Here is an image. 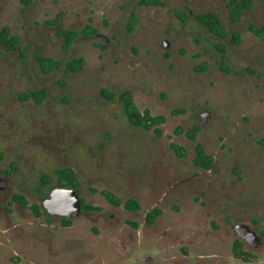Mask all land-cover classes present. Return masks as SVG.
<instances>
[{
  "label": "rangeland",
  "instance_id": "rangeland-1",
  "mask_svg": "<svg viewBox=\"0 0 264 264\" xmlns=\"http://www.w3.org/2000/svg\"><path fill=\"white\" fill-rule=\"evenodd\" d=\"M191 1L0 0V149L6 160L19 161L14 179L20 189H31L43 172L59 164H73L86 179L125 193L148 184L164 187L168 177H175L178 183L173 178L171 184L177 193L169 194L167 202L182 204L174 227L195 242L188 256L201 248L204 236L221 264H264L263 236L256 247L247 242L245 248L256 254L252 262H239L232 253L238 223L264 232V41L246 35L239 47H232L234 28L224 0L192 3L195 14L209 10L222 16L228 31L223 40L195 21L194 13L189 15ZM244 17L263 26L264 0H255ZM62 27L80 33L66 50ZM7 28L20 37L16 48L3 42ZM217 44L231 47L226 56ZM39 54L65 63L83 57L85 63L76 72L66 73L63 66L44 73ZM222 65L230 72L223 73ZM104 87L132 89L138 105L152 107L153 113L167 116L184 108L175 116L183 117L187 127L205 128L199 141L214 154L213 167L201 171L194 164L195 142L187 143L190 156L176 153L170 145L173 122L162 125L161 137L131 124L120 100L101 95ZM43 88L49 94L42 102L23 95ZM213 97L211 106L199 104ZM207 108L213 111L208 123L202 116ZM83 188L89 191L86 182ZM91 226L83 218L77 232L82 236L56 234L57 241L64 240L63 258L52 249L33 264H140L148 254L161 261L165 253L156 238H142L118 251L120 232L93 235ZM45 234L37 225L32 235L43 239ZM48 239L53 245L50 233ZM176 251L183 254L180 247ZM32 252L19 249L22 264H29Z\"/></svg>",
  "mask_w": 264,
  "mask_h": 264
},
{
  "label": "flooded vegetation",
  "instance_id": "flooded-vegetation-1",
  "mask_svg": "<svg viewBox=\"0 0 264 264\" xmlns=\"http://www.w3.org/2000/svg\"><path fill=\"white\" fill-rule=\"evenodd\" d=\"M194 1L197 0H193L190 4L186 5L190 10L189 15L195 14L192 9V3ZM234 1L235 0L223 1V4L227 8L228 24L234 28L231 37L233 43L232 47H239L242 38L244 39L246 35L250 37L253 36L252 38L256 40L262 39L264 41V36L256 33L252 29V25L258 27L256 23L251 19H244L245 13L253 9L255 0L250 7H245L243 9L238 19H234L231 15L235 5ZM241 4H243V0H240V2L236 4V7ZM203 13H214L218 16L225 30L224 36L213 31L198 20V15ZM194 19L201 25L207 27L211 33L220 40L228 36V31L224 25L222 16L217 11L201 10L194 15ZM243 20L245 29L240 27ZM237 36L241 37V41H237ZM217 48L226 56L231 47L228 44H225V46L223 44H217ZM222 72L229 73L230 71L222 65ZM222 76L225 75L222 74ZM247 76V74L241 75L242 78H246ZM134 97L137 104H139L135 93ZM213 99L214 97L199 104H209V106H211V101ZM145 108L153 110L150 106H145ZM212 112L211 109L207 108L206 118L202 113L207 123L210 121L209 115L212 114ZM166 118L167 120L165 123H174L172 127L174 135L170 137L172 142L184 145L190 156L191 151L188 149L187 143L192 141L195 142L196 145L197 141H193L187 136V129L190 127L186 126L184 122L185 119L183 117L176 118L175 114H172V112H170ZM214 119H216V117ZM220 123L221 120L219 118L218 126ZM196 125L198 124H194L191 127ZM198 126L199 132L197 140L199 141L201 132L204 131L205 128L201 125ZM178 127H182L184 130L180 131ZM200 143L203 144V142ZM4 152L5 149H0V264H22L18 255L19 249L23 247H30L33 251L29 258V264H33L37 261L35 257L38 258L42 254L49 255L52 249L59 253L61 252V258H63L62 245L64 240L61 244V241L56 240V234L58 235L61 232L62 236H68L72 239L82 236L77 234V232L78 222L83 218L92 223L91 231L93 235L105 233L104 231L107 229L116 231V234L120 232L118 233L119 236L116 245L118 251H122V247H125L124 249L127 250L131 249L135 243L140 242L142 238H156L160 240L165 252L161 257V261H156L152 254H148V256L142 258L140 264H192L194 261H196L197 264H221V260L217 256L213 244L204 236L201 248L198 247L200 249L195 252L194 256H188L189 251L190 253L192 252L195 242L189 237L190 235H188V237H181L180 231L174 227L176 216L179 215L177 212H179L182 204L178 209V203L171 204L167 202V196L169 194L177 193L172 189L173 185L171 184L173 178L176 180L174 184H177V178L172 176L168 177L169 182L164 187H153L152 184H148L146 187L138 189L136 192L125 193L117 188L105 185L104 182L99 183L98 181L86 179L73 164H59L53 171L43 172L37 179L35 185L30 186L31 189H20L14 179L15 174L21 170L18 165L19 161L6 160ZM4 162L8 164L6 167L3 166ZM195 165L199 170L201 169V171L205 169L197 164ZM65 167L71 168L76 173L77 180L73 181L74 183L56 174L57 170H63ZM45 174H48V176ZM85 182L89 187L87 193L83 188ZM99 185L102 187H99ZM57 188L76 189L82 202V211L79 213L78 210L75 209L66 214L52 213L45 202L52 198V192ZM162 189H164V191L161 193ZM107 192L113 193L117 198L108 197L109 195L107 196ZM98 198L100 199L99 203L97 202ZM130 200H137L140 208L134 209L130 207ZM61 202L62 200H58L59 205H62ZM62 209L67 208L65 207ZM158 210H161V212L159 213ZM162 215L164 220L159 221ZM33 223L36 225L32 226ZM37 225L46 230L43 239L38 235H32ZM49 233L54 242L51 246L48 239ZM261 236L264 237L262 232ZM179 237H181V239H179ZM242 240L245 243V247H249L247 242L244 239ZM179 243L181 244L179 245ZM186 245H188V247ZM178 247H180V251H182L183 254H178L176 251ZM109 251L111 253L114 252L113 248H110ZM94 253L96 254L97 252L95 251ZM239 260V262L248 263L244 260Z\"/></svg>",
  "mask_w": 264,
  "mask_h": 264
},
{
  "label": "trees",
  "instance_id": "trees-1",
  "mask_svg": "<svg viewBox=\"0 0 264 264\" xmlns=\"http://www.w3.org/2000/svg\"><path fill=\"white\" fill-rule=\"evenodd\" d=\"M254 0H243V4L240 6L236 4L240 2V0L234 1V8L231 13L232 17L234 19H238L241 15V12L245 7H250L252 5ZM141 5H161L163 4V0H140ZM137 17V14H134V18L130 21L131 25H134L135 19ZM198 20L201 21L205 26H208L213 31L220 33L222 36L225 35V30L223 27V24L221 23L218 16L214 13H203L198 15ZM87 29L94 30L93 25H88ZM252 29L264 36V25L261 27H254L252 25ZM83 32H86V30H83ZM60 35L65 39L63 48L66 50L68 49L71 44L78 38L79 32L77 30L68 29L65 27L60 28L59 30ZM237 41H241V37L237 36ZM4 44L8 48H16L20 44V37L11 35L8 28L5 31L4 35ZM1 55V54H0ZM37 59L39 63L41 64V67L44 71V73H49L53 69L65 67L66 73L70 72H76L83 68L85 59L83 57H76L71 60H68L66 63L56 59L54 57L45 56L42 54H39L37 56ZM206 64V63H204ZM101 95L104 96L106 99H118L123 103L125 113L127 115V118L131 122V124L143 127L146 130H154L160 137L163 135V127L162 125L166 122L167 118L165 114L162 113H153V111L149 108L142 109L136 102V99L134 97V91L132 89H125L121 92H115L110 90L107 87H104L100 91ZM49 94V90L46 88L39 89V90H33L29 93H24L23 95L26 98H34L39 102H42ZM186 110L184 108H176L172 110V114H179L184 113ZM180 131H183L184 129L182 127H178ZM198 132H199V126L196 125L194 127H190L187 129V136L191 138L193 141H197L198 138ZM171 147L176 151V153L181 157H186L188 154V151L186 147L182 144L172 142L170 143ZM196 149V156L194 157L195 164L205 168V169H211L212 165L215 161L214 155L210 154L206 151L205 147L202 143L198 142L195 145ZM56 174L58 176H61L67 180H69L71 183H74L73 181L77 180L76 173L69 167L63 168V170L59 169L56 171ZM48 176V174H45ZM108 197H116L111 192H107ZM117 198V197H116ZM130 207H133L134 209H139V203L137 200H130L129 202ZM178 209L180 208L179 205H177ZM160 213L161 210H158ZM214 223L216 227L218 226V222L214 220ZM264 234V232L262 231ZM232 253L233 256L236 258H239L241 260H244L246 262H251L256 254L247 250L245 248V243L240 237H236L232 244Z\"/></svg>",
  "mask_w": 264,
  "mask_h": 264
},
{
  "label": "water",
  "instance_id": "water-1",
  "mask_svg": "<svg viewBox=\"0 0 264 264\" xmlns=\"http://www.w3.org/2000/svg\"><path fill=\"white\" fill-rule=\"evenodd\" d=\"M206 118L207 113H203ZM58 200H62V205L58 204ZM46 206L52 213L66 214L77 209L80 213L82 211V202L76 189L71 188H57L52 192V198L46 200ZM67 209H62V208ZM236 233L246 242L253 246H258L263 240L262 236L256 230L251 228L246 223H238L235 226Z\"/></svg>",
  "mask_w": 264,
  "mask_h": 264
}]
</instances>
